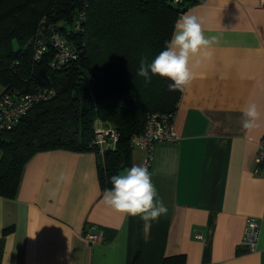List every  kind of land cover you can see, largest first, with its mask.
Listing matches in <instances>:
<instances>
[{
	"label": "crops",
	"instance_id": "crops-1",
	"mask_svg": "<svg viewBox=\"0 0 264 264\" xmlns=\"http://www.w3.org/2000/svg\"><path fill=\"white\" fill-rule=\"evenodd\" d=\"M188 12L218 42L181 92L177 139L154 145L148 171L167 213L147 223L125 217L103 201L93 151L41 150L25 162L15 195H0V264H160L174 254L183 264H264V166L254 171L264 132V0H200L177 19ZM250 103L260 119L246 131ZM142 155L132 146L119 175ZM61 172L69 179L57 185ZM247 217L259 223L254 250L240 243ZM85 227L102 241L84 238Z\"/></svg>",
	"mask_w": 264,
	"mask_h": 264
},
{
	"label": "trees",
	"instance_id": "trees-1",
	"mask_svg": "<svg viewBox=\"0 0 264 264\" xmlns=\"http://www.w3.org/2000/svg\"><path fill=\"white\" fill-rule=\"evenodd\" d=\"M199 1L0 0L3 90H56L0 131V195L13 197L25 162L55 148L93 151L100 189L111 188V177L130 164L131 135L143 130L149 113L174 115L182 92L169 91L168 78L152 76L146 84L136 74L139 62L146 57L151 63L164 50L177 17ZM42 24L61 31L75 56L58 63L48 43L35 58ZM80 67L91 74L87 86L77 82L84 79ZM97 123L118 132L115 145L101 154L93 141ZM160 264H183V255L164 256Z\"/></svg>",
	"mask_w": 264,
	"mask_h": 264
},
{
	"label": "clouds",
	"instance_id": "clouds-1",
	"mask_svg": "<svg viewBox=\"0 0 264 264\" xmlns=\"http://www.w3.org/2000/svg\"><path fill=\"white\" fill-rule=\"evenodd\" d=\"M218 42L216 36L207 37L203 30V20L192 12L180 16L174 23L172 36L165 41L161 51L151 63L147 58L139 62L136 74L150 83L152 76L168 78L169 91H183L194 78V69L198 68L203 59L212 56V47ZM260 112L255 103L243 109L242 129L251 131L258 127ZM68 176L61 172L57 185L68 181ZM111 188L103 191L104 203L118 213L127 216H139L143 221L157 220L167 213V207L161 200H156L157 191L151 181V173L144 165H133L125 169L123 174L111 177ZM57 190L52 189L49 196L55 198Z\"/></svg>",
	"mask_w": 264,
	"mask_h": 264
},
{
	"label": "built area",
	"instance_id": "built-area-1",
	"mask_svg": "<svg viewBox=\"0 0 264 264\" xmlns=\"http://www.w3.org/2000/svg\"><path fill=\"white\" fill-rule=\"evenodd\" d=\"M44 19H42L43 21ZM45 28V29H44ZM47 30L48 33L44 34ZM39 37L34 43V57L38 58L43 50L51 43L55 49V57L58 63L75 56V51L70 46L64 34L50 25H40L37 30ZM54 86H42L32 90H18L16 88L3 90L0 94V131L11 128L27 110L36 102L46 100L55 94ZM172 114L152 112L146 117L144 128L140 133H134L130 137L132 146H137L143 151L140 165L149 168L153 158L154 145L158 141H174L178 134L173 126ZM118 132L115 128L96 124L93 141L97 144L99 153L108 147L115 145ZM255 168L258 171L264 166V132L257 142L255 154ZM259 223L253 217H247L243 228V236L240 241L247 250H254L258 236ZM82 235L90 242L102 241L100 232L85 227Z\"/></svg>",
	"mask_w": 264,
	"mask_h": 264
},
{
	"label": "water",
	"instance_id": "water-1",
	"mask_svg": "<svg viewBox=\"0 0 264 264\" xmlns=\"http://www.w3.org/2000/svg\"><path fill=\"white\" fill-rule=\"evenodd\" d=\"M80 71L82 72L84 79L78 80L77 82L80 83L82 86H87V81L91 79V74L87 69L83 67H80Z\"/></svg>",
	"mask_w": 264,
	"mask_h": 264
},
{
	"label": "rangeland",
	"instance_id": "rangeland-1",
	"mask_svg": "<svg viewBox=\"0 0 264 264\" xmlns=\"http://www.w3.org/2000/svg\"><path fill=\"white\" fill-rule=\"evenodd\" d=\"M13 45H14V46H16V45H17V43H16V41H15V40H13Z\"/></svg>",
	"mask_w": 264,
	"mask_h": 264
}]
</instances>
